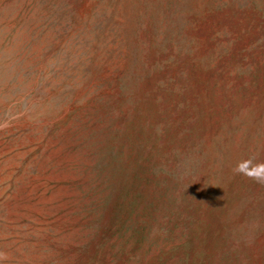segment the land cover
Segmentation results:
<instances>
[{"label":"rangeland","instance_id":"1","mask_svg":"<svg viewBox=\"0 0 264 264\" xmlns=\"http://www.w3.org/2000/svg\"><path fill=\"white\" fill-rule=\"evenodd\" d=\"M0 264H264V0H0Z\"/></svg>","mask_w":264,"mask_h":264}]
</instances>
